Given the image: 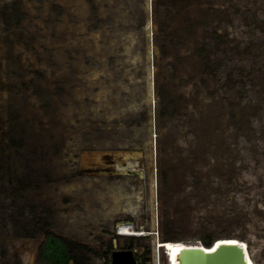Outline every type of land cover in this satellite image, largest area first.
Masks as SVG:
<instances>
[{"label": "rangeland", "instance_id": "1", "mask_svg": "<svg viewBox=\"0 0 264 264\" xmlns=\"http://www.w3.org/2000/svg\"><path fill=\"white\" fill-rule=\"evenodd\" d=\"M48 235L264 264V0H0V264Z\"/></svg>", "mask_w": 264, "mask_h": 264}, {"label": "water", "instance_id": "2", "mask_svg": "<svg viewBox=\"0 0 264 264\" xmlns=\"http://www.w3.org/2000/svg\"><path fill=\"white\" fill-rule=\"evenodd\" d=\"M116 158L117 156L114 155ZM119 157L127 159L131 157L122 154ZM118 158V157H117ZM190 243H199L198 245L186 246L181 251V264H248L246 251L239 244H222L214 241L211 246H205L201 240L194 239ZM233 240H240L235 238ZM136 252L133 249H115L111 254V264H140Z\"/></svg>", "mask_w": 264, "mask_h": 264}, {"label": "trees", "instance_id": "3", "mask_svg": "<svg viewBox=\"0 0 264 264\" xmlns=\"http://www.w3.org/2000/svg\"><path fill=\"white\" fill-rule=\"evenodd\" d=\"M229 238H238L243 240V237L233 236ZM205 246H211L215 240L211 236H205L199 239ZM78 248L66 240L56 235H48L44 241L41 250L39 261L40 264H76L78 254L75 251ZM250 250V248H249ZM108 264H111L109 262Z\"/></svg>", "mask_w": 264, "mask_h": 264}, {"label": "bare ground", "instance_id": "4", "mask_svg": "<svg viewBox=\"0 0 264 264\" xmlns=\"http://www.w3.org/2000/svg\"><path fill=\"white\" fill-rule=\"evenodd\" d=\"M192 241H195V240H192ZM195 244L198 245L199 243H194L193 244V243H190V241L189 242L180 243L178 245V247L176 248L174 259H173V264H181V259H182L181 251H182V249L184 247H186V246H192V245H195ZM222 244H232V245L239 244V245H241L244 248V250L246 251V258H247L248 264H255L254 261L252 260L251 256H250V253L248 251L247 246L242 241L233 240V239H231V240L220 239V240H218V243L216 244V246H219V245H222Z\"/></svg>", "mask_w": 264, "mask_h": 264}, {"label": "flooded vegetation", "instance_id": "5", "mask_svg": "<svg viewBox=\"0 0 264 264\" xmlns=\"http://www.w3.org/2000/svg\"><path fill=\"white\" fill-rule=\"evenodd\" d=\"M115 249H116V247H115ZM115 249H114V250H115ZM127 249H128V248H127ZM112 252H113V251H112ZM136 257H137V256H136ZM140 260H141V259H140Z\"/></svg>", "mask_w": 264, "mask_h": 264}]
</instances>
